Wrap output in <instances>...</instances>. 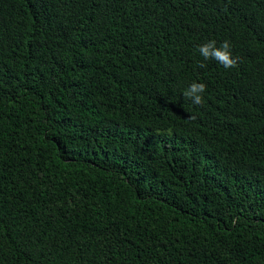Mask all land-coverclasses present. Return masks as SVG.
<instances>
[{
	"label": "trees",
	"instance_id": "16d2710c",
	"mask_svg": "<svg viewBox=\"0 0 264 264\" xmlns=\"http://www.w3.org/2000/svg\"><path fill=\"white\" fill-rule=\"evenodd\" d=\"M0 264H264V0H0Z\"/></svg>",
	"mask_w": 264,
	"mask_h": 264
},
{
	"label": "clouds",
	"instance_id": "9594fccd",
	"mask_svg": "<svg viewBox=\"0 0 264 264\" xmlns=\"http://www.w3.org/2000/svg\"><path fill=\"white\" fill-rule=\"evenodd\" d=\"M198 52L205 61L215 60L225 69H232L239 66L240 57H234L231 51V46L228 41H225L220 46H217L215 40L209 41L198 48ZM201 68L205 67L203 63L199 65ZM206 91V85L203 83L193 82L183 92L186 99L191 100L195 105H201L204 97L203 93ZM194 119V117H190Z\"/></svg>",
	"mask_w": 264,
	"mask_h": 264
}]
</instances>
